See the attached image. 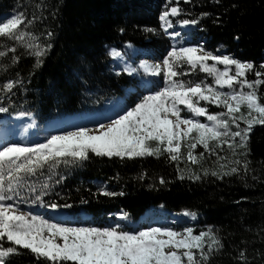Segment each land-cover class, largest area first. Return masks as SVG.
I'll list each match as a JSON object with an SVG mask.
<instances>
[{
	"label": "trees",
	"instance_id": "16d2710c",
	"mask_svg": "<svg viewBox=\"0 0 264 264\" xmlns=\"http://www.w3.org/2000/svg\"><path fill=\"white\" fill-rule=\"evenodd\" d=\"M172 7L180 12L169 15L172 26L165 31L160 17ZM11 11L26 18L18 29L25 35L23 40L0 38V51L5 53L0 56V107L8 109L3 112L6 118L33 114L39 129L52 119L98 112L117 97L133 107L148 93L149 87L135 75L114 69L110 46L132 44L163 60L173 44L200 45L207 53L223 50L264 71L259 69L264 64V0H0V15ZM184 20L197 23L182 29ZM37 50L44 54L37 57ZM203 76L194 70L192 83ZM8 83L13 84L11 91L5 87ZM259 92L264 94V85ZM248 147L247 157H233L227 145L222 151L215 149L227 160L202 149L198 164L182 155L171 161L167 154L159 159L90 154L88 160L67 158L70 163L54 169L45 166L26 179L37 192L47 193L44 204L71 205L56 209L62 213L59 221L70 225L112 227L118 213L137 221L160 206L193 214L195 232L211 230L220 239L223 249L208 264H244L237 259L242 250L247 264H264V126L253 127ZM233 159H247L248 172L241 165L239 174L222 179L204 175L206 169L228 171ZM221 164L229 167L221 169ZM193 174L200 179L189 178ZM161 178L166 183L161 184ZM43 184L48 187L42 189ZM20 192L6 203L32 214H52L50 207L33 202L36 193L28 187ZM174 226L184 228L180 223ZM20 253L7 257L6 264H43L28 250Z\"/></svg>",
	"mask_w": 264,
	"mask_h": 264
},
{
	"label": "snow or ice",
	"instance_id": "6c2138e0",
	"mask_svg": "<svg viewBox=\"0 0 264 264\" xmlns=\"http://www.w3.org/2000/svg\"><path fill=\"white\" fill-rule=\"evenodd\" d=\"M179 12V8L172 7L170 12L161 15L165 31L172 26L169 15L176 16ZM25 19L20 14L0 21V38L23 40L25 34L18 29ZM182 23L188 25L197 21L184 20ZM10 50L15 51L14 48ZM43 54L39 50L35 52L37 57ZM111 54L118 55L115 50ZM3 55L5 53L0 51V56ZM209 61L213 63L209 64ZM185 65L193 71L199 68L211 76L214 83H192L179 79L182 75H189L188 72L178 71ZM217 65H223L224 70ZM141 67L152 76L163 74L164 87L143 96L135 106L124 110L116 118L95 129L84 127L52 135L46 142L32 147L17 144L0 146V264H6L10 255H20V249L28 250L27 254L42 260L43 264H208L213 254L223 249L222 242L211 230L194 234L192 227L182 231L151 227L136 232L122 230L119 224L107 228L72 227L25 213L14 204L6 203L20 196V189L28 187L29 191L36 193L35 203L53 210L71 207L68 204H44L43 197L47 193L43 190L37 192L26 178L35 176L37 170L45 166L54 169L59 163L88 160L90 154L121 159H159L167 154L171 161H178L184 146L187 148L186 160L198 164L204 157V153L194 155L198 145L207 154L217 155L218 160L228 158L218 156L215 149L222 151L227 145L233 157L249 155L248 141L253 127L264 126V94L259 92V87L264 85V71L256 70L253 63L241 62L228 55L206 53L202 47L173 48L161 64H142ZM259 69H264V64H260ZM128 71L131 74L135 70ZM249 71H253L255 79H247ZM5 87L11 91L13 84L8 83ZM201 101L223 111L210 113ZM185 110L189 116H182ZM7 111L6 107H0V113ZM200 117H205L208 122H201ZM241 124L245 127L242 128ZM233 127L237 130L233 131ZM238 149L245 151L238 152ZM249 163L247 159H233V166L228 171L209 172L206 169L204 175L211 174L222 179L223 176L239 174L241 165L247 173ZM219 167L224 169L229 166L221 164ZM180 178L184 179L183 176ZM189 178L199 180L200 176L193 174ZM160 183L166 182L161 178ZM47 187V184L41 186L42 189ZM102 194L114 195L109 192ZM119 218L126 219L124 215ZM237 259L244 264L248 262L243 250Z\"/></svg>",
	"mask_w": 264,
	"mask_h": 264
},
{
	"label": "rangeland",
	"instance_id": "374dc122",
	"mask_svg": "<svg viewBox=\"0 0 264 264\" xmlns=\"http://www.w3.org/2000/svg\"><path fill=\"white\" fill-rule=\"evenodd\" d=\"M18 15H20V14L15 12V11L3 13L2 15H0V21H6L7 19L12 18L14 16H18ZM168 20H169V17H168ZM189 26H190L189 24L188 25H184L183 23L180 24V27L182 29L185 27H189ZM162 27L165 28L163 21H162ZM176 32L179 33V31H176ZM181 47L201 48L200 45L173 44L168 49V52H170L173 48L178 50ZM112 50H115L116 53H118V55L113 56L111 54ZM108 52L111 55V58L113 59L114 69L116 71L124 70L126 73L129 74V71H128L129 69L135 70V71H132L131 75H135L140 80L141 83H143L144 85L149 87L148 93L145 95L152 94L155 91L164 87L163 74H161L160 76H152L151 74L145 72L144 69L141 67L142 64H146L148 66H154L156 64L162 63L163 60L158 59L152 52L141 51V49H139L138 47H136L132 44H126L125 46H123L121 48H117L115 46H110L108 49ZM213 55H226V54L223 53V50H219V52L217 54H213ZM208 63L212 64L213 62L209 61ZM217 67L220 68L221 70H224L223 65H217ZM196 70H198L201 73V75H203V74L205 75V76H203V79H201V81H203L204 83H208V84L214 83L213 78L211 76H209L207 73L200 71L199 68H197ZM178 71L189 73V75L180 76L179 79H182L186 82H188V81L192 82L191 75L193 73V70L190 69L187 65H185L181 69H178ZM251 72L252 71H249L246 74L248 80L255 79L254 73H252L253 78L249 77L248 73H251ZM129 89L132 90L133 88H129ZM222 91H230V90L222 89ZM200 103L202 106L207 107L210 113H219V112L223 111L222 108H218V107H217V109H213V107H216L215 105L207 104L204 101H201ZM181 107H183V106H181ZM130 108L131 107L124 105V97H117L113 100L108 101L100 111L89 114L90 116H84L87 114H83V116L81 114L79 116L74 115L77 117L62 121L63 123L59 122V124L57 126H53V124H52L53 120H50L40 129L38 128L37 122L34 119L33 114H20L23 116L21 118L23 119L24 122L30 123V130H29V132H27V136H24V135L22 136L23 141H17L16 138L7 139L1 144V146L7 145V144H17V145H20L22 147H32V146H35L39 143L46 142L47 139L49 137H51L52 135L64 134V133H67L69 131H77L80 128H84V127L95 129V128H98L100 124L107 123L109 121V119L116 118L118 116V114H120L124 110L130 109ZM189 115L190 114H188L186 110L182 112V116H189ZM14 117H16V116H11L9 118H6L3 116V113H0V132L5 130V129L13 128ZM29 117L33 118V121ZM65 117L67 118L68 116H65ZM65 117H63V118H65ZM63 118L56 119V120H61ZM199 119L201 120V122H205V123L208 122L205 117H200ZM241 127L243 128V127H245V125L241 124ZM232 130L236 131L237 129H235V127H233ZM202 149H203V147L198 145L197 148L194 150V155L201 154ZM196 150H198V151L196 152ZM186 153H187V148L182 146V148H181L182 157L183 156L185 157ZM20 210L25 212V213H29L25 210H22V209H20ZM51 213L52 214H50L48 216H43L40 214H34V215L43 216L45 219H47L53 223H61V224H65L67 226L79 227V225H70L68 223L59 221V220H62L61 219L62 213L59 211L52 209ZM185 213H188V212H171V211H168V210H166L160 206H157V207L150 208L137 221L129 219L125 213L121 212V213H118L114 216V222L119 224L121 226L122 230L130 231V232H136L139 230H146V229L151 228V227H162V228H170L173 230H177V229H175L174 225L180 223V224H184L183 229H185L187 227H192L194 229V234H199L201 231L195 232V229H197L195 226V223L197 221L196 217L193 214L186 216ZM121 215H124L126 217V219H120L119 217ZM193 216H194V218H193ZM127 229H130V230H127ZM182 230H177V231H182Z\"/></svg>",
	"mask_w": 264,
	"mask_h": 264
},
{
	"label": "bare ground",
	"instance_id": "6f19581e",
	"mask_svg": "<svg viewBox=\"0 0 264 264\" xmlns=\"http://www.w3.org/2000/svg\"><path fill=\"white\" fill-rule=\"evenodd\" d=\"M18 115H15L16 117H14V125H13L14 129L13 128L5 129V130L0 132V146L7 139L16 138L17 141H23L22 136L23 135L27 136V132H29V130H30V123L29 122H24L23 119L21 118L23 116L20 115V114H18ZM77 116H79V115H77ZM77 116H68L67 118L65 117V118H63L61 120H56L55 119L56 121L53 120L52 124H53V126H57L59 124V122H62V121H65V120H69V119L75 118ZM84 116H90V115L87 114V115H84ZM29 118H31V117H29ZM31 119L33 121V118H31Z\"/></svg>",
	"mask_w": 264,
	"mask_h": 264
}]
</instances>
